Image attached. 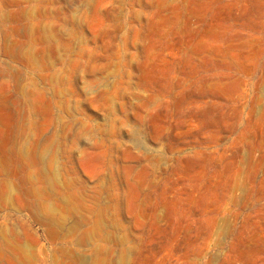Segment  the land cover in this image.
Returning a JSON list of instances; mask_svg holds the SVG:
<instances>
[{"label":"rangeland","instance_id":"374dc122","mask_svg":"<svg viewBox=\"0 0 264 264\" xmlns=\"http://www.w3.org/2000/svg\"><path fill=\"white\" fill-rule=\"evenodd\" d=\"M0 264H264V0H0Z\"/></svg>","mask_w":264,"mask_h":264}]
</instances>
